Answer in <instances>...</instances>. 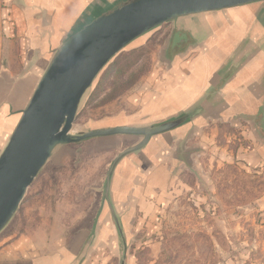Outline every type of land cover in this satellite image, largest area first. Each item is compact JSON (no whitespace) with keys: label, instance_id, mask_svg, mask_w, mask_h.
<instances>
[{"label":"crops","instance_id":"obj_1","mask_svg":"<svg viewBox=\"0 0 264 264\" xmlns=\"http://www.w3.org/2000/svg\"><path fill=\"white\" fill-rule=\"evenodd\" d=\"M117 1L4 0L3 32L13 52L6 55L0 83L10 84L19 109L26 108L56 49L101 7ZM161 35L166 38L155 66L164 69L162 81L151 91L139 85L122 98L125 108L82 125L84 131L149 126L197 109L192 122L154 136L120 164L113 182L120 214L128 202L145 208L154 196L172 193L186 174L198 180V171L214 150L223 152L226 141L246 151L252 168L264 167V134L257 128L264 107V1L182 17L130 45L140 48ZM140 140L117 135L59 148L39 180L46 176L64 197L35 205L43 217L35 227L22 226L19 236H14L19 225L10 230L14 220L9 224L0 237V264H81L95 228L106 225L101 216L109 214L113 225L103 206L108 169ZM43 189L38 188L37 199ZM81 198L91 199L83 215L74 213L82 210Z\"/></svg>","mask_w":264,"mask_h":264},{"label":"rangeland","instance_id":"obj_2","mask_svg":"<svg viewBox=\"0 0 264 264\" xmlns=\"http://www.w3.org/2000/svg\"><path fill=\"white\" fill-rule=\"evenodd\" d=\"M4 8V0H0V73L7 65L6 55L13 52L3 32ZM165 38L154 37L140 48L130 45L111 60L84 97L74 130L84 131L82 125L88 119L125 108L123 99L139 85L147 84L151 91L162 81L164 69L155 64ZM1 85L0 152L22 111L6 86L10 84ZM222 148L223 152L214 150L204 163L198 180L186 174L172 193L153 195L145 208L140 203H126L120 210L124 221L119 213L124 239L111 225L109 214H103L101 222L106 225L95 228L81 264H264V167L252 168L244 156L246 151L235 141L224 142ZM39 177L12 222L10 230L19 225L14 236L20 235L22 226L35 227L43 217L35 205L47 206L52 199L64 197L46 176ZM39 187H44V193L37 199ZM86 200L81 198L82 210L75 214L85 213Z\"/></svg>","mask_w":264,"mask_h":264},{"label":"water","instance_id":"obj_3","mask_svg":"<svg viewBox=\"0 0 264 264\" xmlns=\"http://www.w3.org/2000/svg\"><path fill=\"white\" fill-rule=\"evenodd\" d=\"M260 1L264 0H119L96 11L56 49L0 152V234L14 220L28 189L59 148L98 137L134 135L141 140L112 161L103 193V206H108L112 223L124 239L113 197L118 167L142 152L154 136L192 122L197 109L149 126L76 131L74 124L84 97L113 58L163 24ZM257 128L264 134V107Z\"/></svg>","mask_w":264,"mask_h":264}]
</instances>
